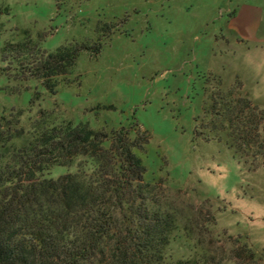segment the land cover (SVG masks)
<instances>
[{"label": "rangeland", "instance_id": "rangeland-1", "mask_svg": "<svg viewBox=\"0 0 264 264\" xmlns=\"http://www.w3.org/2000/svg\"><path fill=\"white\" fill-rule=\"evenodd\" d=\"M233 2L4 0L0 45L30 40L48 52L85 48L52 89L38 79L0 75V140L19 146L65 121L87 122L109 136L123 128L132 138L142 135L137 153L145 180L199 220L212 249L229 257L244 244L264 264V146L236 153L227 123L211 113L230 93L264 113V44L227 34ZM258 133L262 138V128ZM76 169L55 167L49 176ZM192 250L180 237L169 252L177 258ZM239 254L237 263H252Z\"/></svg>", "mask_w": 264, "mask_h": 264}, {"label": "trees", "instance_id": "trees-1", "mask_svg": "<svg viewBox=\"0 0 264 264\" xmlns=\"http://www.w3.org/2000/svg\"><path fill=\"white\" fill-rule=\"evenodd\" d=\"M7 14L0 0V17ZM83 48L48 52L30 40L6 42L0 45V75L38 79L52 89ZM228 95L211 105V113L215 122L227 123L229 147L241 154L261 148L264 113L249 99ZM130 134L123 128L109 136L87 122L65 121L42 127L19 146L0 140V264H239V253L257 264L244 244L229 257L212 249L199 220L145 180L137 153L143 137ZM74 164L75 172L49 176L55 167ZM180 237L192 242L193 253L173 258L169 251Z\"/></svg>", "mask_w": 264, "mask_h": 264}, {"label": "crops", "instance_id": "crops-1", "mask_svg": "<svg viewBox=\"0 0 264 264\" xmlns=\"http://www.w3.org/2000/svg\"><path fill=\"white\" fill-rule=\"evenodd\" d=\"M233 1L224 24L227 34L248 44H264V0Z\"/></svg>", "mask_w": 264, "mask_h": 264}]
</instances>
